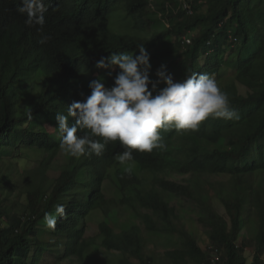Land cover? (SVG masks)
<instances>
[{
    "label": "trees",
    "instance_id": "16d2710c",
    "mask_svg": "<svg viewBox=\"0 0 264 264\" xmlns=\"http://www.w3.org/2000/svg\"><path fill=\"white\" fill-rule=\"evenodd\" d=\"M155 1L168 23L158 35L131 20L123 31L111 18L119 7L132 16V3L146 0H45L51 38L40 44L20 0H0V264H264V0ZM142 46L150 79L161 65L174 81L212 74L239 118L161 130L164 149L134 151L123 164L118 141L100 156L66 157L56 113L86 99L84 86L98 77L112 87L119 69L109 76L96 68L106 51L139 55ZM32 152L44 162L23 190L10 182L9 159ZM105 181L120 192L119 204L105 198ZM57 205L65 214L52 230L44 214ZM186 207L194 215L185 220ZM130 211L133 235L115 241L109 231L105 241H87L95 224L105 232Z\"/></svg>",
    "mask_w": 264,
    "mask_h": 264
},
{
    "label": "clouds",
    "instance_id": "9594fccd",
    "mask_svg": "<svg viewBox=\"0 0 264 264\" xmlns=\"http://www.w3.org/2000/svg\"><path fill=\"white\" fill-rule=\"evenodd\" d=\"M20 3L18 11L27 16L26 24L38 25L39 43L46 44L51 37L46 35L43 29L44 13L47 11L45 0H20ZM132 4L134 7L132 16H128L120 7L116 9L117 13L112 15L111 18L117 20L116 25L119 29L125 31L127 28L125 23L130 20V27L143 26L157 35L160 27H168L166 16L165 14L163 16L160 7H156L155 0H146L144 5L140 2ZM169 9L167 6L166 14L169 13ZM181 10L184 16L192 15L191 8V13L183 6ZM116 39L123 41V38ZM91 46H98L97 41ZM89 50L97 53L94 49ZM120 51H106L104 56L111 55L107 58L102 57L96 64L97 69L107 70L109 76L119 69L112 87H106L104 78L98 77L92 80L89 86L83 85L90 94L86 99L68 106L67 115L56 113L60 149L66 157L80 158L93 154L100 156L109 143L118 141L125 149L117 156V160L123 164L133 160L134 151L151 153L154 149H164L161 130H197L202 122L210 117L225 120L239 118L238 112L231 107L227 93L220 89L212 74L192 73L185 75L180 81H174L173 77L167 74L166 66L161 65L156 71L157 80L153 81L150 79V54L144 46L139 47V55L136 54L137 49L131 50L130 53ZM161 83L164 84L163 88H159ZM69 117L75 121L71 125ZM78 132L84 134L78 135ZM97 137L100 139H95ZM171 176L172 173L162 178ZM140 179L149 184L154 183L151 176L142 175ZM143 189L136 188L137 192L141 193L145 192ZM172 208L179 209L176 205ZM64 214L65 207L57 205L54 213L44 214L45 226L54 230L57 218ZM126 214L129 216L123 219L122 216ZM133 215L132 211L124 213L118 222L108 224L109 228L105 232L96 229L97 233L94 237L89 236L87 241H100L95 240V236H103L109 231L115 236V241H122L133 235V230H126L132 228L130 223ZM137 225L144 230L142 223ZM103 240L105 241V238ZM90 254L91 251L88 249L83 257Z\"/></svg>",
    "mask_w": 264,
    "mask_h": 264
},
{
    "label": "rangeland",
    "instance_id": "374dc122",
    "mask_svg": "<svg viewBox=\"0 0 264 264\" xmlns=\"http://www.w3.org/2000/svg\"><path fill=\"white\" fill-rule=\"evenodd\" d=\"M27 156H28V158L22 155L18 159H15V158L9 159V161H10L9 163L14 166L13 172H10L8 174V175H11L10 176V182H13L16 186L21 187L23 190H25L24 184L26 181V176L30 173V171H33L36 169V167H38V165H39L38 163L44 162L42 160V156L37 154V152H32L30 154H27ZM52 169H54V168H51V170ZM111 171H113V170H111ZM49 172L53 173L50 170H49ZM9 189H11V188H9ZM103 193H104L107 201L114 200L117 203H119L121 201L120 194L117 191L116 187H114L112 181H105L104 182ZM78 198H79V192H77V196H76V199H78ZM189 209L190 208H187V207L183 209V218H185V220L190 219L191 216L194 215V214H191L192 210H189ZM128 216H129V214H126V215L122 216V218L126 219ZM95 219L96 218H94L93 221ZM93 221H91V220L89 221V224L91 226H94ZM97 225L98 224H95V226L92 227V230L89 231L90 236L94 237V235L97 233V231H96V229L98 227ZM187 225L189 226L188 222H187ZM118 227L120 228L121 225L119 224ZM194 227H195V225H194ZM107 237H110L109 233H106L103 236H95V240H100V239H104ZM152 250H153L152 248H148L147 252H151ZM261 259H262L261 261L264 262V255L261 256Z\"/></svg>",
    "mask_w": 264,
    "mask_h": 264
},
{
    "label": "built area",
    "instance_id": "2783aa9c",
    "mask_svg": "<svg viewBox=\"0 0 264 264\" xmlns=\"http://www.w3.org/2000/svg\"><path fill=\"white\" fill-rule=\"evenodd\" d=\"M183 8H184L188 13H191L190 8H189V6H188L187 4L183 5ZM189 43H190L189 40H185V44H189Z\"/></svg>",
    "mask_w": 264,
    "mask_h": 264
}]
</instances>
